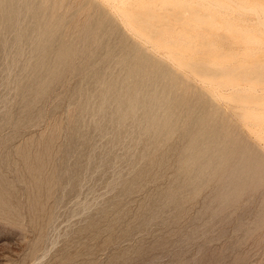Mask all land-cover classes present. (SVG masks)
Segmentation results:
<instances>
[{"label": "rangeland", "instance_id": "1", "mask_svg": "<svg viewBox=\"0 0 264 264\" xmlns=\"http://www.w3.org/2000/svg\"><path fill=\"white\" fill-rule=\"evenodd\" d=\"M182 2L0 0V264H264V0Z\"/></svg>", "mask_w": 264, "mask_h": 264}, {"label": "bare ground", "instance_id": "2", "mask_svg": "<svg viewBox=\"0 0 264 264\" xmlns=\"http://www.w3.org/2000/svg\"><path fill=\"white\" fill-rule=\"evenodd\" d=\"M180 1V0H179ZM181 8L176 13L174 12V16H181V15H187L191 16L192 18H196V20H201V14L200 12H205V15L208 17H212V19H216L217 17H222L223 15L231 13V8L228 4L223 2V0H182ZM234 23H251V20L243 18L240 14H237L234 17ZM216 26L215 23H212V28ZM209 35V34H208ZM45 48V47H44ZM63 48V47H62ZM62 50V49H61ZM44 52V50H43ZM60 54V53H59ZM203 76V79H207L208 75L205 73H201ZM246 79V76H245ZM243 79V80H245ZM247 81V80H246ZM220 85H226V86H234L233 82L228 81L224 82L221 81ZM134 101V100H133ZM131 109V108H130ZM129 110V109H128ZM133 111V110H132ZM122 113V112H121ZM120 117V116H119ZM126 118V117H125ZM159 122V121H158ZM160 139V138H159ZM158 141V140H157ZM159 142V141H158ZM219 154V153H218ZM222 155V154H221ZM224 156V155H223ZM204 159V158H203ZM223 159V158H222ZM197 161V160H196ZM222 161V160H221ZM226 161V160H225ZM248 161V160H247ZM228 162V161H227ZM219 163V162H218ZM225 163V162H224ZM196 164V163H195ZM235 164V163H234ZM247 164V163H246ZM250 164V163H249ZM252 164V163H251ZM200 165V164H199ZM183 166V165H182ZM248 166V165H247ZM201 167V166H200ZM251 167V166H250ZM184 168V167H183ZM192 168V167H191ZM215 168V167H214ZM244 168V167H243ZM248 168V167H247ZM254 168V167H253ZM185 169V168H184ZM190 169V168H189ZM237 169V168H236ZM246 169V168H245ZM243 170V172L245 171ZM255 169V168H254ZM258 169V167H257ZM241 170V169H240ZM253 170V169H251ZM236 174V173H235ZM254 174V173H253ZM242 175V174H241ZM252 175V174H250ZM242 178V177H241ZM244 178V177H243ZM246 178V177H245ZM241 181V180H240ZM234 182V179L233 181ZM244 182V181H243ZM224 192V191H223ZM237 192V191H235ZM238 193V192H237ZM230 202V201H229Z\"/></svg>", "mask_w": 264, "mask_h": 264}]
</instances>
